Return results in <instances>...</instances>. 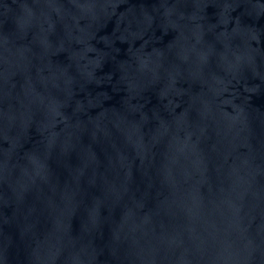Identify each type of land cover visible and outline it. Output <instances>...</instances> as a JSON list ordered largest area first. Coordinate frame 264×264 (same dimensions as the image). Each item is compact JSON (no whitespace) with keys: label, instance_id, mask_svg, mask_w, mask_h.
Returning <instances> with one entry per match:
<instances>
[{"label":"water","instance_id":"obj_1","mask_svg":"<svg viewBox=\"0 0 264 264\" xmlns=\"http://www.w3.org/2000/svg\"><path fill=\"white\" fill-rule=\"evenodd\" d=\"M0 264H264V0H0Z\"/></svg>","mask_w":264,"mask_h":264}]
</instances>
